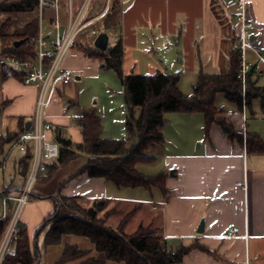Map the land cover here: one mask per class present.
<instances>
[{
	"label": "crops",
	"instance_id": "0c3cea01",
	"mask_svg": "<svg viewBox=\"0 0 264 264\" xmlns=\"http://www.w3.org/2000/svg\"><path fill=\"white\" fill-rule=\"evenodd\" d=\"M14 1L20 0L10 2ZM55 2L57 10L50 7ZM44 4L41 27L43 29L45 21L50 33L43 34L54 39L66 33L69 6L73 13L84 9L83 28L61 65L73 71L75 78L54 93L44 112L46 121L52 126L47 138L58 143L59 136L74 146L83 142L78 120L84 110L93 109L101 118L103 139L126 136L122 84L117 77L121 87L112 88L107 80L108 77L112 79L108 74L114 71L106 69L101 59L88 56L83 49H96V38H91V34L98 22L102 24L99 35L108 36V46L113 47L120 41L125 75H178V88L187 96L192 93L181 89V75L190 71L196 77L192 80L193 87L200 72L207 75L227 73L233 44L240 34L238 10L241 9L237 0H44ZM244 11L247 21L252 23L248 39L264 60V0H245ZM34 13L22 20L21 32L14 30L7 35L10 42L16 35L24 34L28 23L37 21L39 27L40 16L38 7L32 12L9 14L23 17ZM56 19L58 30L51 26ZM9 25L10 19L5 34ZM164 45H168L165 51ZM245 64L251 84L249 100L245 98L240 109L222 94L215 99L216 107L223 111L220 117L243 135L242 144L237 139H229L216 124L205 136L201 114H166L162 130L164 145L148 152V156L154 157L152 162H139L135 168L146 177L165 173L167 197L158 188H117L111 182L78 173L87 160L83 155L67 165L57 166L47 182H40L42 179L37 182L21 218V226L26 228L28 237L33 240L32 231H36L53 212L55 198L49 197L60 194L78 197V203L85 208L98 200L108 201L105 212L112 210L106 220L108 226L110 219L120 213L121 206L126 205L130 210L118 225L127 214L136 210L125 226V234L132 235L140 227H151L171 249L193 246L179 264H264V154L250 153L245 145L248 133H255L264 141V66L250 50L245 51ZM257 66H260L259 70H256ZM87 75L101 80L106 90L103 97L93 103L85 101L80 90ZM38 91L37 85H25L14 71L0 73V138L7 134L18 136L25 130L26 123L32 122ZM165 141L171 144L170 150ZM9 145H0V153L3 150L0 154V166H3L0 167V192L7 190L9 194H15L25 178L20 175L17 162L23 155L18 152L19 156L13 157L10 154L7 161H3ZM82 158L81 166L69 174H60ZM5 170L9 171L4 175ZM53 181L55 183L49 189ZM112 186L117 188L116 191ZM137 220L139 224L135 230L127 233ZM202 221L203 232L199 233ZM231 228L237 229L234 238L228 236ZM70 236H63L62 244L55 246L60 248L57 260L63 245H75L69 243ZM44 250V253L48 251L47 248ZM86 250H91L96 258L104 259L94 251L93 245ZM39 259L41 264V252ZM72 262L78 264V261Z\"/></svg>",
	"mask_w": 264,
	"mask_h": 264
},
{
	"label": "trees",
	"instance_id": "16d2710c",
	"mask_svg": "<svg viewBox=\"0 0 264 264\" xmlns=\"http://www.w3.org/2000/svg\"><path fill=\"white\" fill-rule=\"evenodd\" d=\"M38 5L37 0H20L0 2V15L32 12ZM9 24L7 19L0 29L2 42L1 57L14 55L20 58L33 55V51L24 44L13 47L17 40H25L38 32V22L32 21L26 25L24 34L16 35L11 42L5 34ZM238 40V39H237ZM90 57H97L104 63L106 69L114 71L119 78L126 106L125 132L122 139L106 140L102 138L101 118L95 110H84L78 120L82 128L83 142L72 145L69 140L57 137L60 154L57 163L49 167V176L40 182L45 183L57 166H64L75 158V152L87 157L85 165L78 173H86L90 178H99L111 182L117 188H158L164 197L168 191L165 187L167 175L160 173L153 177L140 174L135 165L139 162L150 163L154 157L148 152L164 145L163 127L165 115L201 114L204 117V135L208 136L210 127L216 124L229 139L244 142L242 134L234 131L233 126L220 117L222 109L217 108L215 99L218 94L234 103L240 109L245 98L249 100L248 87L251 86L246 75L247 89L243 95L242 83L238 78L241 69L240 51L232 49L230 67L225 74L207 75L202 72L192 87V94L184 95L178 88L179 76L157 73L154 75H125L122 69L123 50L120 41L105 51L83 47ZM4 69V68H2ZM136 110L138 113L136 114ZM16 135L7 134L0 138V145L11 144ZM245 145L250 153L264 154V141L255 133L246 134ZM3 152V150H2ZM2 152L0 154H2ZM30 160L28 151L19 161L20 175L27 174ZM9 191H1L6 194ZM55 198L53 212L46 217L36 229L38 237L44 233L43 247H55L62 244L66 235L83 236L90 240L94 251L103 255L98 259L91 250L81 249L77 245H63L61 255L55 264H66L78 261V264H104L110 261L123 264H179L193 246H179L171 249L166 240L151 227H140L134 234L126 235L125 226L136 210L127 214L117 228L106 224L111 211H106L108 201H95L91 207L85 208L78 203V197L62 196ZM105 212L102 217L100 213ZM7 220H0V240L3 236ZM21 238L14 242L3 259L2 264H36L39 256L38 237L36 245L31 240L26 228L21 226ZM9 248V249H10Z\"/></svg>",
	"mask_w": 264,
	"mask_h": 264
},
{
	"label": "built area",
	"instance_id": "2783aa9c",
	"mask_svg": "<svg viewBox=\"0 0 264 264\" xmlns=\"http://www.w3.org/2000/svg\"><path fill=\"white\" fill-rule=\"evenodd\" d=\"M241 9L238 17L240 19V34L238 40L233 44V49L240 51L241 69L238 78L242 83L244 95L247 75L245 64V51H252L264 66V60L258 50L252 47L248 32L252 29V23L247 21L245 16V0H237ZM44 0H39V27L36 35L24 40L25 47L33 51V55L20 58L14 55H7L0 61L1 68L17 73L25 85H37L39 87L34 117L31 127L17 136L11 143L12 150H9L3 161H7L13 150L16 149L23 156L29 151L30 160L27 174L20 189L15 194L0 193V220H7L6 228L0 240V264H2L10 246L21 238V217L26 204L30 201L33 189L40 179L49 176V167L57 163L60 154V145L47 138V133L52 131V126L45 119V109L50 104L52 96L60 88L70 84L75 73L69 69L62 68V62L71 49L77 34L83 28L84 9L73 13L69 6L67 30L60 38H50L43 34L41 27L42 11L45 8ZM50 7L57 10L56 2ZM53 29L58 30V19L51 22ZM260 66L256 67L259 70ZM0 167L3 168L1 165ZM237 229L231 228L228 236L236 237Z\"/></svg>",
	"mask_w": 264,
	"mask_h": 264
},
{
	"label": "rangeland",
	"instance_id": "374dc122",
	"mask_svg": "<svg viewBox=\"0 0 264 264\" xmlns=\"http://www.w3.org/2000/svg\"><path fill=\"white\" fill-rule=\"evenodd\" d=\"M1 1L7 3V2H10L12 0H0V2ZM38 5H39V1H38ZM38 5H37V7H38ZM135 5H137V3ZM238 13H240V10H238ZM34 15H35V13L34 14H26L23 17H21V16L18 17V15H13V16L12 15H8V16H6V15L2 16V15H0V27L6 21V19H10V25H9V27L7 29L6 35H9L14 30H17L16 32L19 33V32L22 31V23H21L22 20L25 21L26 19H28V18H30V17H32ZM237 21L239 22V20H237ZM101 26H102L101 22H98L97 25H95V29L93 30V32L91 34V38H94L95 39V38L98 37L99 33L102 30V27ZM42 30H43V32L45 34L46 33H50L49 27L47 26V23L45 21L43 22V29ZM10 39L11 38L7 39V42H10ZM167 46L168 45H164L163 46L164 51L167 48ZM1 51H2V42L0 40V53H1ZM139 57L141 59V56H139ZM2 59H3V57L0 56V61ZM142 60H143V58H142ZM6 71H7V69H2L1 66H0V73H5ZM188 72L189 73L186 72V73H183L181 75V78H182L181 89H183L184 92H189V94H191L192 93V85L191 84L193 83L192 80L195 81V78L196 77L194 75H192L190 71H188ZM109 73H111V74H108V75L109 76L112 75L111 76L112 79L109 80V77H108L107 83L110 86H112V88L121 87V84H120L117 76L113 72H109ZM81 83H82V85H81L80 90H82V94L85 95V101L90 102V103L96 102L97 101V98H102L103 95H104V92L106 91L105 88L103 87V84L104 83L101 80H98L95 76H88L87 75V77L85 76V78H83V80H82ZM219 97H220L219 99H221V101H224V98H223L222 95H219ZM165 144H166L165 146H168L169 147V150H170V148L172 147L171 144L166 143V141H165ZM196 146H197V144H196ZM9 150H12L11 145H9L8 151ZM12 156L13 157H18L19 156V153H18V151L16 149L13 150ZM82 156L83 155L79 154L78 152H75V159L74 160H76V159H78L79 157H82ZM20 159H21V157L17 158V162L18 163H19ZM80 163L81 164L84 163V159L83 158L81 160H78L75 164H73V166L69 165L68 167L64 168L63 172H61L60 174L61 175L69 174L70 172H72V169L78 168L79 166H81ZM58 167H60V165ZM152 167H155V166H152ZM8 171L9 170H5L3 172L4 175L6 173H8ZM1 175H2V171L0 169V176ZM54 183H55V181L52 182L51 186L49 185V189L52 187V185H54ZM38 186L40 187V185H38ZM47 186H46V188H47ZM112 187H114V189L116 191L117 188L115 186H112ZM129 210L130 209L126 205L121 206L120 213L114 215L110 219L109 226L115 229V227L118 225L119 221L122 219V216L126 212H128ZM21 218H23V214H22V217ZM41 224H42V222L40 223V225ZM138 224H139V221L137 220L133 224V226H131V228L128 229L127 233L133 232V230H135V228H136V226ZM40 225H38V227ZM29 232H30V228H29ZM35 232L36 231H34V230L32 231V237L35 236ZM43 237H44L43 234H41L38 237V239L40 238L39 239V249H40V252H41V255H42V263L41 264H47L48 262H51L53 264L57 260V258L59 256V250H60V248H56V247L47 248L48 251L46 253H44L43 251H45L44 250L45 248L42 245V243H43V241H42L43 240ZM69 243L70 244H75V245H77L81 249H90L92 247V243L90 242V240L87 239V238H85V237H83V236L71 235L70 238H69ZM40 252H39V256H40ZM68 264H77V262H71V263H68ZM105 264H122V263H115V262L108 261Z\"/></svg>",
	"mask_w": 264,
	"mask_h": 264
},
{
	"label": "water",
	"instance_id": "95a60500",
	"mask_svg": "<svg viewBox=\"0 0 264 264\" xmlns=\"http://www.w3.org/2000/svg\"><path fill=\"white\" fill-rule=\"evenodd\" d=\"M24 43V40H18V41H15L13 43V47L14 48H18L19 46H21L22 44ZM94 47L99 50V51H105L107 48H108V36L106 34H100L95 42H94ZM31 127V122L28 121L25 125V131L29 130ZM171 174V173H170ZM198 232L199 233H202L203 232V221L201 222L200 224V227L198 229ZM37 237H38V233L34 236V244L36 245V240H37ZM36 254V257H37V263L36 264H39L40 262V259H39V256L37 254V252H35Z\"/></svg>",
	"mask_w": 264,
	"mask_h": 264
}]
</instances>
